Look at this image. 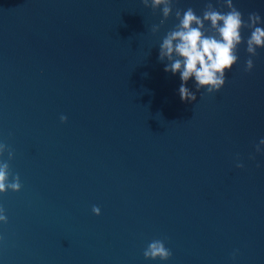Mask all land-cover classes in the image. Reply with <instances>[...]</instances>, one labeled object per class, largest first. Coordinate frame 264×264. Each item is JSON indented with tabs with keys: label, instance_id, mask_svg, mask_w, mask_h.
<instances>
[{
	"label": "water",
	"instance_id": "obj_1",
	"mask_svg": "<svg viewBox=\"0 0 264 264\" xmlns=\"http://www.w3.org/2000/svg\"><path fill=\"white\" fill-rule=\"evenodd\" d=\"M159 18L140 0H0V140L22 184L0 194L2 264H264V48L246 72L242 43L219 90L182 102ZM152 239L167 261L143 256Z\"/></svg>",
	"mask_w": 264,
	"mask_h": 264
},
{
	"label": "clouds",
	"instance_id": "obj_2",
	"mask_svg": "<svg viewBox=\"0 0 264 264\" xmlns=\"http://www.w3.org/2000/svg\"><path fill=\"white\" fill-rule=\"evenodd\" d=\"M140 2L154 12L159 9V22L150 26L153 34L160 31L170 15L174 16L175 22L159 38L157 60L163 63L164 72L173 76L178 74L180 83L176 92L182 102L196 100V93L201 90L206 93L219 90L225 84L226 72L239 60L238 46L242 43L248 54L243 65L246 72L254 67L253 57L257 55V49L264 48V17L252 11L245 19L234 0H215V3L207 0L199 14L191 6L184 9L177 7L173 12L175 0ZM242 29L248 30L246 37L242 35ZM59 119L63 122L67 117L61 114ZM254 151L264 152V137L255 143ZM13 156L14 150L0 140V194L9 190L16 192L22 187L19 174L10 170L9 161ZM249 159H254L252 153ZM235 166L242 168L244 164L237 159ZM91 211L99 215L101 209L92 205ZM7 222L6 210L0 204V225ZM237 252L238 249L233 250L232 255ZM171 255V249L162 239L150 240L143 249V256L150 260L163 262Z\"/></svg>",
	"mask_w": 264,
	"mask_h": 264
}]
</instances>
